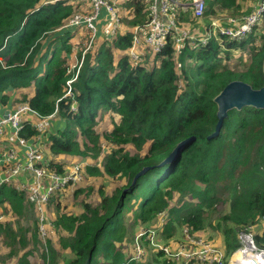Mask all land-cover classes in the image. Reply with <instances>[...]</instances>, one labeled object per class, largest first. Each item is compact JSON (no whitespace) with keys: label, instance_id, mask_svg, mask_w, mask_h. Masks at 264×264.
Wrapping results in <instances>:
<instances>
[{"label":"trees","instance_id":"16d2710c","mask_svg":"<svg viewBox=\"0 0 264 264\" xmlns=\"http://www.w3.org/2000/svg\"><path fill=\"white\" fill-rule=\"evenodd\" d=\"M205 1L203 16L178 11L175 17L201 29L210 17L224 11L238 13L240 5L248 2ZM148 3L129 2L123 17L120 14L124 27L115 33L97 26L86 50L92 34L85 28L82 46L74 53L79 65L73 66L66 58L76 26L66 22L82 5L80 1L0 0V105L12 108L27 102L42 115L56 107L48 131L39 138L43 159L36 165L66 173L79 159L92 163L105 147L108 151L101 165L87 164L80 175H107L123 182L109 193L97 189L94 202L78 200L76 213L62 211L58 192L51 194L52 228L65 233L59 241L72 255L65 264H210L196 258L175 260L155 245L150 260L125 256L116 242L127 236L123 215L128 210L132 225L143 227L142 244L149 245L151 233H156L166 243L154 237L153 243L175 250L176 245L167 243L187 228L195 237L206 234L202 238L223 255L221 264H228L240 246L239 231L252 230L255 244L264 247V226L259 223L264 213V107L227 110L218 135L207 137L217 121L213 97L229 81L239 79L253 88L264 84V22L241 39L223 35L197 46H191L189 39L176 44L172 30L160 51L145 47L133 59L129 55L131 27L147 20ZM100 108L116 115L112 128L105 132L95 130ZM20 134L35 137L37 131L26 125ZM188 137L170 161L160 163ZM144 166L148 168L132 182ZM21 182L0 184V209L26 216L32 204L24 186L17 187ZM81 190L75 188L74 196ZM90 193L88 186L85 195ZM163 212L168 214L162 227L154 226ZM37 228L36 223L30 227L33 247L39 242ZM27 230L19 223L0 221V238L9 244L17 242L23 249L18 264H30L32 250L24 249ZM180 239L186 240L183 231ZM48 249L43 258L53 264L51 242ZM11 252L17 254L16 249Z\"/></svg>","mask_w":264,"mask_h":264},{"label":"built area","instance_id":"2783aa9c","mask_svg":"<svg viewBox=\"0 0 264 264\" xmlns=\"http://www.w3.org/2000/svg\"><path fill=\"white\" fill-rule=\"evenodd\" d=\"M80 7L86 8L84 12L75 11L68 17L66 25L75 27L84 24L92 36L86 44V50L91 43L93 35L98 30L95 21L98 19L100 10L105 9L108 15L105 24L99 29L110 34L124 27L120 18V3L124 0H78ZM79 7V8H80ZM149 15L147 20L142 23L134 24L131 27L132 39L129 47V55L136 59L140 49L148 47L153 52L160 51L166 42L167 33L175 30V42L181 43L184 39L191 40V46L205 44L211 38H217L226 35L232 39H241L250 33L254 27L262 26L264 22V0H256L252 8L241 17H233L227 20L224 25L220 19L214 18L206 24L190 28L187 23H180L175 17L178 11H190L194 17H201L206 10L205 0H149ZM194 40V42H192ZM71 80H68L69 83ZM66 93H70L68 89ZM59 99L56 100V102ZM75 109V106H71ZM56 107L53 112L42 115L33 109L27 102H20L8 110L7 115L0 116V140L5 139L3 150L0 153V184L18 174L23 168H28L36 176L34 182H21L19 186H25L28 189V198L39 210L47 203L49 196L57 189H64L68 182H76L80 178L83 165L80 161L71 165L66 173H55L45 169L41 165H36L43 159V152L39 138L48 131L50 120L54 117ZM29 125L37 131L35 137H24L20 131ZM24 148V161H21L19 148ZM6 176H1L3 172ZM42 221V217H40ZM262 228L264 226V213L259 218ZM44 220V219H43ZM45 228L46 223L39 225L40 231ZM45 230L43 231V233ZM188 243L186 248L177 246L172 250L169 245H152L160 247L163 252L175 260L196 258L200 261L208 260L210 264L217 261L221 264L222 254L216 253L213 245L201 237H195L187 233V228L183 229ZM238 246L229 256L228 264H264V247L258 246L253 240V232L239 231ZM144 251V249H142ZM239 254L233 258L234 254ZM140 254V253H139Z\"/></svg>","mask_w":264,"mask_h":264},{"label":"rangeland","instance_id":"374dc122","mask_svg":"<svg viewBox=\"0 0 264 264\" xmlns=\"http://www.w3.org/2000/svg\"><path fill=\"white\" fill-rule=\"evenodd\" d=\"M131 1L133 0H124L120 3L121 17H123V14L126 13L128 9L127 8L128 3ZM239 1L241 2L243 0H239ZM251 4H252L251 0H248V2H246L245 4L240 5V9L238 13L232 14L230 12L224 11L220 13L218 17L216 16L215 17L220 18L221 21L227 23V20H230L233 17L235 18L241 17L243 14H246L250 10ZM85 10L86 8L80 7L75 11L84 12ZM188 26L190 28L195 27L193 26V24L192 25L188 24ZM85 28L86 27L84 24H80L76 26L75 31H74L75 33L70 38V42L72 43V45L70 46V52L67 54L66 59L71 65L76 64L75 63L76 58H75L74 53L76 52L77 49H80L82 46L80 41H82V38L84 36ZM238 53L239 52H237L235 55H237ZM238 58L241 59V57H238ZM76 65H79V64H76ZM115 117H116L115 113L105 111L104 109L100 108L96 115L95 130L97 132H103V131L105 132L107 130H110L113 126L112 119ZM107 151H108V148L105 150V147H104V151H102L101 154L95 160L92 161V163L89 162L91 159H88V158L79 159L77 161H80L82 163L83 168H85L87 164H94L95 166H100L103 155L107 153ZM121 183L123 182H118L116 179L114 180L112 177H109L107 175H104L103 177H99L96 175H88L87 177L85 175L84 176L81 175L80 178L76 182L71 183L64 189H57L54 191V193L57 191L59 194L58 199L60 201L62 211H65L68 213H71V212L76 213L80 210V205L75 202H78V200L82 198H85L86 201L94 202V200H96L99 196L97 194V189L100 188V189H103V191L109 193L114 187L121 185ZM78 186H80L82 190L77 191L79 193L77 197H75L73 191ZM88 186L91 187V193L88 196H86L85 194L87 192ZM23 188L25 189L24 190L25 197L30 202L28 198V189L25 186ZM51 196L52 195L49 196V200ZM176 199L177 198H175L173 202H175ZM49 200L47 201V203L43 205L42 210H39L34 204L30 202L32 205L28 209L26 216L12 213L9 209H0V221H11L13 223V226H16V224L19 223L21 226L28 228L26 232L27 244L24 249L32 250V253L28 255L30 264H49V259L45 260L43 258V254L48 255V251H49L48 245L50 244V242H51V245L55 248V256H54L53 264H65V262L68 261L70 257L72 256L68 247H62L59 241V235H64L65 233L59 232L60 234H58L57 231L52 228V219L55 216V212H54V206L52 204L48 205ZM193 201L195 200H190L189 203H193ZM62 205H64V207H62ZM167 214L168 212L159 213V215L156 218V223L154 226H159L161 228L162 226L160 225V223L166 220ZM40 217H42V221ZM123 219L124 221H126V225H127V236H125L123 240L116 242V246L121 251L125 252V256H128L136 260H143V261H145V259L150 260L153 256L151 254L153 253V249L151 247H154L152 245L153 237L154 239L156 238L157 242L160 244L166 243L158 239V235L156 233L154 235L153 233H151V236L149 237V240H150L149 245L144 242L142 244L139 237H140L143 227L141 225L140 226L132 225L133 218H132L131 210H128L124 213ZM43 221L44 223H46V229L43 228L40 231L39 225H42ZM35 223L38 226L36 238L39 240V242H36L35 246L33 247V244L31 243L29 238H30V227L32 226V224H35ZM44 230L45 232L43 233ZM182 231L183 229L179 232L180 233L178 234L179 236L178 235L176 236L177 238L176 240H174L173 242H168L167 244H170L172 246L176 245V247L179 245L184 248H186L187 245H192L188 243V241H186L185 239H180L182 237ZM209 234H213V233L209 231ZM202 237H206V234ZM207 242L210 243V241H207ZM12 249H16L17 254L12 256V252H11ZM142 249H144V251H142ZM22 250L23 249H21V247L19 246L17 242L14 244H9L6 239H4L3 237L0 238V264H18L17 258L21 254ZM178 260H181V259H178Z\"/></svg>","mask_w":264,"mask_h":264},{"label":"water","instance_id":"95a60500","mask_svg":"<svg viewBox=\"0 0 264 264\" xmlns=\"http://www.w3.org/2000/svg\"><path fill=\"white\" fill-rule=\"evenodd\" d=\"M262 72L264 75V55L262 58ZM213 101L216 104V117L217 121L214 126V130L207 136L208 138L218 135L220 132L222 121L224 117L227 115V110L231 108L240 109L245 105H252L257 108L264 107V84L258 88H253L249 83L234 79L229 81L214 97ZM9 109H5L3 112V116L5 117L8 113ZM191 137L185 138L181 140L173 150L160 162L161 164L170 161L173 156L178 153L181 147L187 142ZM264 151V144H263ZM148 166L142 167L133 177V181L135 178L144 173Z\"/></svg>","mask_w":264,"mask_h":264},{"label":"crops","instance_id":"0c3cea01","mask_svg":"<svg viewBox=\"0 0 264 264\" xmlns=\"http://www.w3.org/2000/svg\"><path fill=\"white\" fill-rule=\"evenodd\" d=\"M256 1V0H255ZM254 4V1L252 2V4H251V7H250V9L252 8V5ZM244 15V14H243ZM99 18H98V20L96 21L97 22V26L98 27H100L101 25H102V23L103 22H101L102 20H104L105 18H107V14H106V11H105V9L104 8H102L101 10H100V13H99V16H98ZM214 18H216V17H210L209 19H208V21L207 22H205L204 24H206V23H208L209 21H211L212 19H214ZM217 19H220V18H217ZM221 20V19H220ZM223 22V21H222ZM223 24L225 25L226 23L225 22H223ZM127 26H129V25H127ZM18 104V103H17ZM17 104H15V105H17ZM15 105H13L12 107H14ZM5 109H11V108H5L4 106H2V105H0V116L1 115H3V112H4V110ZM54 118V117H53ZM51 121V120H50ZM6 142H5V139H1L0 140V153H1V151L3 150V144H5ZM23 152H24V148L23 147H20L19 148V154H20V156L23 154ZM20 158V157H19ZM21 159V161H24V157H22V158H20ZM1 176H6V172L4 171L2 174H1ZM12 180H14V181H17V180H22L24 183H27V182H34V181H36V176L32 173V171H30L28 168L26 169V168H23V169H21L19 172H18V174L17 175H15L14 177H12L11 178Z\"/></svg>","mask_w":264,"mask_h":264},{"label":"bare ground","instance_id":"6f19581e","mask_svg":"<svg viewBox=\"0 0 264 264\" xmlns=\"http://www.w3.org/2000/svg\"><path fill=\"white\" fill-rule=\"evenodd\" d=\"M238 254H239V252H236V253L234 254L233 258L236 257Z\"/></svg>","mask_w":264,"mask_h":264}]
</instances>
